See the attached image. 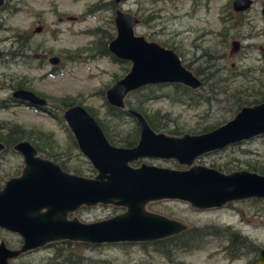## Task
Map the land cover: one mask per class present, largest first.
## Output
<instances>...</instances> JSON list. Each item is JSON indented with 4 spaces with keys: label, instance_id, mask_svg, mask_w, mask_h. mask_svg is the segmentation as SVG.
Instances as JSON below:
<instances>
[{
    "label": "rangeland",
    "instance_id": "1",
    "mask_svg": "<svg viewBox=\"0 0 264 264\" xmlns=\"http://www.w3.org/2000/svg\"><path fill=\"white\" fill-rule=\"evenodd\" d=\"M108 1L111 0H9L6 7L0 8V126L16 124L25 129L50 133L58 144V153L71 157L66 164L80 167L83 170L81 176L89 178L95 175V171L89 176L87 167L91 166L90 163L78 149L68 148L62 113L52 108V113H49L24 104H7L11 101L12 87L24 85L32 92L44 95L49 106L52 99L69 97L94 109L110 131H130L133 121L129 116L119 119L107 116L104 98V91L114 82V75L115 78L123 76L129 69V63L113 61L97 52L98 38L105 40V34H110L111 39L115 36L112 20L116 8L139 19L150 15V20L146 18L145 22L140 21L134 26V33L172 49L182 64L194 73L207 68L222 77L234 78V85L255 86L261 80L260 69L264 60V17L260 14L264 0H253V6L245 12L240 26L231 31L220 19L226 18L232 0H118L112 8L106 5ZM36 27H40L39 32L34 31ZM15 33L27 36L29 49L24 55L11 46ZM109 40L106 39V48ZM233 40L240 45L236 52L230 53ZM52 56L59 58L56 65L48 62ZM160 85H154L156 97L141 107L149 114L156 111L167 113L175 123L184 127L214 122L221 116L226 117L224 123L233 117L224 113L222 104L226 98L222 95L215 96L217 100L210 105L188 106L169 101L164 94L170 93V84ZM196 92L204 94L205 87ZM159 132L166 134L165 130ZM40 155L43 157L42 153ZM246 162L264 165V135L203 154L193 164L218 169L219 165L226 163L230 170L221 172L229 173L246 169ZM140 163L187 169L172 159H140L132 166ZM19 164L22 161L14 151L2 156L0 174L3 177L4 173L15 176ZM8 178L4 177L1 186ZM145 208L178 221L186 228L204 225L229 227L258 247V257L259 250L264 248V198L233 201L209 209H196L180 200H158L146 203ZM123 210L113 205L97 204L77 210L70 216L82 222H94ZM0 235L13 243L8 247H18L15 241L20 238L17 234L0 229ZM85 244L88 245L85 248L81 245L66 248L60 241L47 243L11 262L62 264L61 247H65L67 255L80 257L82 264L86 263V258L90 263L108 261L109 264H262L261 258L257 261L254 253L230 259L223 249L226 245L224 237L216 235L205 236L197 248L178 254L173 262L143 251L136 243L125 246L117 243Z\"/></svg>",
    "mask_w": 264,
    "mask_h": 264
},
{
    "label": "water",
    "instance_id": "2",
    "mask_svg": "<svg viewBox=\"0 0 264 264\" xmlns=\"http://www.w3.org/2000/svg\"><path fill=\"white\" fill-rule=\"evenodd\" d=\"M115 3L118 0H114ZM4 0H0V7ZM233 12H244L253 0H232ZM264 17V5L260 9ZM140 19L119 8L114 10L115 36L107 43L114 58L129 63L128 71L104 91L108 105L125 108L124 99L144 86L181 84L190 89L201 86L200 79L181 62L170 48L147 41L134 33ZM40 31V27L34 29ZM230 42V53L239 49ZM57 56L48 58L51 65ZM11 97L19 104L47 109V101L34 92L16 88ZM135 120L139 134L132 147L111 144L95 118L80 104H72L62 118L77 149L95 171L85 177L64 171L61 166L37 154L28 140H20L12 150L20 156L22 168L0 188V229L21 239L16 248L0 240V264H15L21 254L47 243L59 241L103 243L150 242L176 235L186 229L178 221L153 213L146 203L180 200L196 209L218 208L244 199L264 198V175L241 169L223 173L215 168L195 165L203 154L264 135V102L242 106L231 119L205 133L172 136L154 131L146 118L125 108ZM4 144L0 142V152ZM172 159L187 169H171L151 164H132L140 159ZM97 204L123 208L109 218L82 222L70 216L81 207ZM264 264V248L259 250Z\"/></svg>",
    "mask_w": 264,
    "mask_h": 264
},
{
    "label": "trees",
    "instance_id": "3",
    "mask_svg": "<svg viewBox=\"0 0 264 264\" xmlns=\"http://www.w3.org/2000/svg\"><path fill=\"white\" fill-rule=\"evenodd\" d=\"M9 4V0H4V3L1 8L6 7ZM102 5V4H100ZM106 5L109 8L114 7V0L108 1ZM96 7L93 6V8ZM13 10H16L13 8ZM249 11V10H247ZM233 12L231 9V6L227 8V15L226 18H221V22L225 25L227 24L228 31H231L233 29H236L240 26L245 12ZM14 11H12L13 13ZM150 20V15L146 17ZM146 18L143 19L140 18L142 22L146 21ZM226 30V27L224 28ZM105 40H101L98 38V46H97V52L103 55L109 56L113 61L119 62V63H125L124 61L118 60L114 58L112 55H110L107 51L105 42L106 39H111L110 34H105ZM27 36L22 33H15L11 40V46L14 48H17L21 55H24V53L29 49V44L27 42ZM16 52L12 53V55H15ZM260 76L261 80L259 81V84L255 86H241V85H234V78H225L222 77L219 73L208 71L207 68H204L202 70H197L193 74L197 76L201 81V86L198 89H190L188 87H185L181 84H170V93H165L164 96L168 98L171 102H178L180 104H185L188 106H195L200 103H205L207 105H210L213 101L217 100L215 96L222 95L226 98V101L223 102V111L225 114L232 115L235 114L242 106H248L252 105L254 103H260L264 102V60H263V66L262 69H260ZM127 71V70H125ZM244 76V75H243ZM122 77V76H120ZM119 77V78H120ZM119 78H115L114 80H117ZM156 86V85H155ZM153 86H144L139 88L138 90L130 92L124 99L125 108H132L136 111L140 112L147 120L150 127L156 131L159 132L161 130H165L166 134L172 135V136H179L184 133H190V134H198V133H205L207 131H210L214 129L215 127L219 126L223 121L226 119V117H222L217 119L214 122L204 123V124H196L191 127H184L183 125H178L174 122V118L170 117L167 113L160 114L159 111L154 113H147L146 111L142 110V106L146 101L154 99L155 93L153 91ZM162 86V85H158ZM205 87L204 94L197 93L196 91L200 88ZM16 88H24L30 90L29 87L24 85H15L12 87V89ZM100 93L103 94V90H100ZM36 95L43 97L44 95H41L40 93H35ZM45 100L46 98L43 97ZM52 105L49 106L47 103V110L49 113H52V109L55 111H59L60 113L63 112V110L72 105V104H80L79 102H74L69 97H63L60 99H52ZM82 105V104H80ZM106 113L109 117H115V118H123L124 116H129L130 119L133 121L132 129L130 131L126 132H112L106 126L102 120L96 115V111L90 107L83 106L88 113H90L98 122L99 126L103 130L105 136L107 137L108 141L111 144L118 145L121 147H132L136 144L138 139V126L133 119L125 110V108H115L108 104H106ZM52 108V109H51ZM62 116V115H61ZM169 125H172L171 127H168ZM66 130V136H67V145L69 149H77L76 143L74 141L73 136L71 135L69 129L65 127ZM115 136L117 138H115ZM29 140L30 143L34 146V148L37 151V154L40 155V153L43 154V157H46L48 159H51L52 161L58 163L61 168L64 171L82 175L83 170L80 167H73L68 166L66 162L70 160V156H67L62 153H58V144L54 140L53 136L50 133H44L41 131H37L35 129H25L19 125L13 124L11 126L2 125L0 126V142L4 144V149L0 152V158L4 155H8L10 153H13L12 146L20 141V140ZM58 148V149H57ZM71 152V151H69ZM41 156V155H40ZM88 163L87 161H85ZM246 170L256 172L258 174L264 175V165L263 164H256V163H249L246 162ZM217 170L218 171H225L228 172L230 168L227 166L226 163H223V165H219ZM22 168V164H19L15 176H17ZM87 172L91 174L94 173V169H92L91 166L87 167ZM4 177H10L9 174L4 173ZM4 177L0 174V182L3 181ZM0 184V188H1ZM84 207H81L78 209H82ZM77 212V211H76ZM207 235H216V236H222L225 239L226 245L223 248L226 252V255L230 259L238 258L240 255H246L247 253H254L256 260H260V257H258V247L254 246V244L247 239L246 236H241L238 232L231 231L229 227L220 228L215 225H204L202 227H187L184 231L165 237L163 239H159L156 241H150V242H138L136 245H138L143 251H149L157 254L161 258H163L166 261L173 262L175 256L181 253H188L189 251L197 248L200 244L199 242L202 241V239ZM0 240H3L7 246H11L13 243H9V241H6L1 238ZM16 244L18 246L21 244V240L17 239ZM62 244L66 246V248H70L71 245L76 246H82L85 248L88 246L85 243H76L71 241H60ZM120 246L125 245H131L134 243L129 242H121L117 243ZM61 250L63 251L62 254V260L60 263L62 264H82L80 261V257H75L74 255H67L68 251H66L65 247H61ZM58 253H60V249H58ZM89 258H86L85 264H109L108 261H89ZM257 264V262L255 263Z\"/></svg>",
    "mask_w": 264,
    "mask_h": 264
},
{
    "label": "flooded vegetation",
    "instance_id": "4",
    "mask_svg": "<svg viewBox=\"0 0 264 264\" xmlns=\"http://www.w3.org/2000/svg\"><path fill=\"white\" fill-rule=\"evenodd\" d=\"M2 7V6H1ZM0 7V8H1ZM113 21V20H112ZM164 47V46H163ZM193 73V72H192ZM13 90V89H12ZM10 99H11V101L9 102V100H6V101H8L9 103L7 104L8 106H11V105H15L16 103H18V101L17 100H15V99H13V98H11L10 97ZM19 104V103H18ZM0 108H2V105L0 104ZM34 109H38V110H40V111H44V112H47L46 110L47 109H41V108H34Z\"/></svg>",
    "mask_w": 264,
    "mask_h": 264
},
{
    "label": "bare ground",
    "instance_id": "5",
    "mask_svg": "<svg viewBox=\"0 0 264 264\" xmlns=\"http://www.w3.org/2000/svg\"><path fill=\"white\" fill-rule=\"evenodd\" d=\"M47 112H49L48 110H46ZM96 120V119H95Z\"/></svg>",
    "mask_w": 264,
    "mask_h": 264
}]
</instances>
